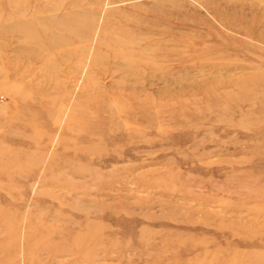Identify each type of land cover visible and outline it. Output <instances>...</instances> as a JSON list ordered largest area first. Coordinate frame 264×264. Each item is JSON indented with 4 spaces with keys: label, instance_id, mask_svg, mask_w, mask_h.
<instances>
[{
    "label": "rangeland",
    "instance_id": "1",
    "mask_svg": "<svg viewBox=\"0 0 264 264\" xmlns=\"http://www.w3.org/2000/svg\"><path fill=\"white\" fill-rule=\"evenodd\" d=\"M0 264H264V0H0Z\"/></svg>",
    "mask_w": 264,
    "mask_h": 264
}]
</instances>
